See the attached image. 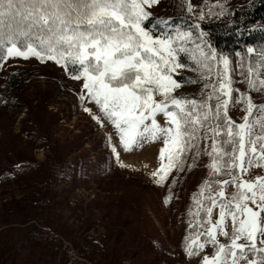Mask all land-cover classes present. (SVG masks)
Here are the masks:
<instances>
[{"label":"snow or ice","instance_id":"6c2138e0","mask_svg":"<svg viewBox=\"0 0 264 264\" xmlns=\"http://www.w3.org/2000/svg\"><path fill=\"white\" fill-rule=\"evenodd\" d=\"M185 2L192 12L191 0ZM159 3L0 0V60L34 57L78 73L72 78L83 81L81 99H89L102 114L93 119L111 123L125 151L162 140L160 167L152 173L158 184L173 170H183L187 152L196 149L199 156V142L205 141L212 179L203 182L194 198L196 210L190 214L197 219L190 228L197 231L185 238V252L199 256L210 244L213 253L204 255L201 264H264V176L245 178L250 169L264 168V105L254 104L247 92L233 98L239 90L232 87L230 60L217 55L202 31L173 28L163 18L157 21L162 29L150 30L149 9ZM257 55L245 82L249 91L264 92V49ZM181 70L195 76L177 79ZM201 82L200 99L175 95L186 84ZM233 104L244 105L241 123L228 114ZM84 111L91 114L87 107ZM214 209L219 210L215 221Z\"/></svg>","mask_w":264,"mask_h":264},{"label":"rangeland","instance_id":"374dc122","mask_svg":"<svg viewBox=\"0 0 264 264\" xmlns=\"http://www.w3.org/2000/svg\"><path fill=\"white\" fill-rule=\"evenodd\" d=\"M174 1L160 0L149 11L163 15ZM182 2L188 19L199 25L189 29L198 34L202 22L227 16L250 0H191L192 12L187 11L185 0ZM150 26L153 32L164 27ZM248 48L256 52L249 54ZM262 49L264 43L232 53L215 50L230 60L232 87L239 90L233 92L234 99L247 92L254 104L264 105V92L249 91L245 82L248 66L256 64ZM73 74L78 73L51 60H0V264H201L204 255H212L213 247L206 245L199 256L189 257L185 238L197 231L190 228L197 219L190 213L196 210L194 198L202 181L210 179V160L203 154L205 141L199 142V156L195 149L189 151L188 162L172 184L176 170L163 184L156 183L152 173L160 167L162 140L143 142L125 151L114 126L93 119V115L102 114L89 99H81L86 90ZM194 76L181 70L177 79ZM200 84L188 83L175 95L195 94ZM86 107L91 114L84 111ZM243 109V104H233L228 114L241 123ZM157 119L164 123L162 116ZM50 157L60 161L61 168L53 172L52 192L56 193L51 210L69 240L55 233L43 237L32 227V223L41 226L28 212L2 206L12 197L20 199L43 189L36 179L42 178L44 171H39L37 163L47 168ZM258 175L264 176V168L250 169L245 178L253 180ZM227 191L233 188L229 186ZM218 211L213 210V221ZM59 240L70 247L66 262H62L63 247L55 251ZM219 240L228 243L225 237Z\"/></svg>","mask_w":264,"mask_h":264},{"label":"trees","instance_id":"16d2710c","mask_svg":"<svg viewBox=\"0 0 264 264\" xmlns=\"http://www.w3.org/2000/svg\"><path fill=\"white\" fill-rule=\"evenodd\" d=\"M175 3L165 8L163 15H152L151 23H147L148 28L150 25L160 26L157 21L161 18L169 20L173 28L179 26L182 29H189L192 25V20L188 19L184 9L182 0H175ZM162 26V25H161ZM202 32L205 34V40L217 52L232 53L234 51H244L247 46H257L264 43V0H250L249 4L235 7L227 16H218L215 20L209 23L202 22L200 24ZM192 30V29H191ZM193 31V30H192ZM195 33V31H193ZM14 84V83H13ZM202 82L199 85L195 94H188L189 98L200 99L203 93L200 92ZM212 103H215L213 101ZM196 151V149H195ZM194 156V154H193ZM189 160V152H187L184 163ZM20 162V160H18ZM49 166L44 168L42 162L37 163V168L43 172V177L36 179L37 184L40 185L38 191L33 194H23L20 199L11 198L2 203L6 209H23L29 216L36 219L37 223L41 226H36L32 223V227L37 229L40 234L44 236H51L53 233L59 234L62 238L69 240L70 237L65 230L56 225L57 217L51 206H53V198L56 192H52V184L54 182V174L56 169L60 168V161L55 158H49ZM17 161L12 164L15 166ZM67 163V162H66ZM68 164H70L68 162ZM69 166V165H68ZM62 167V166H61ZM189 170L190 166H186ZM61 170V168H60ZM8 171V170H7ZM59 171V170H58ZM180 170L173 173L171 184L175 181ZM11 172L9 169L8 173ZM60 173V172H58ZM10 178V175H9ZM174 179V180H173ZM212 179V177H210ZM204 181H202L203 184ZM36 207V211L33 208ZM63 247V248H62ZM62 248V262H66L69 257L70 247L63 246L62 240L57 241L55 251Z\"/></svg>","mask_w":264,"mask_h":264}]
</instances>
